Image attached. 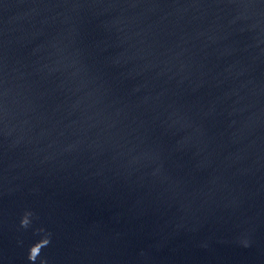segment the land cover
Returning a JSON list of instances; mask_svg holds the SVG:
<instances>
[{
    "label": "water",
    "instance_id": "obj_1",
    "mask_svg": "<svg viewBox=\"0 0 264 264\" xmlns=\"http://www.w3.org/2000/svg\"><path fill=\"white\" fill-rule=\"evenodd\" d=\"M0 264H264V0H0Z\"/></svg>",
    "mask_w": 264,
    "mask_h": 264
}]
</instances>
